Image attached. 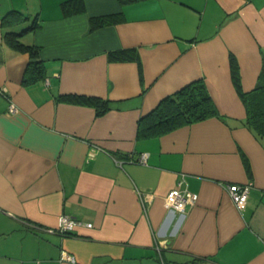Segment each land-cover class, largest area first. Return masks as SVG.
Segmentation results:
<instances>
[{"label":"crops","instance_id":"1","mask_svg":"<svg viewBox=\"0 0 264 264\" xmlns=\"http://www.w3.org/2000/svg\"><path fill=\"white\" fill-rule=\"evenodd\" d=\"M63 1L0 0V264H264V143L230 65L232 53L255 88L264 0H85L71 16ZM116 12L122 21L91 28ZM32 24L19 39L40 48L46 73L24 82L31 57L7 32ZM130 47L140 61L109 59ZM198 79L220 116L138 135L144 115ZM142 152L147 163L130 160ZM247 183L238 206L227 186ZM178 187L198 194L183 214L166 206ZM66 214L75 228L49 231Z\"/></svg>","mask_w":264,"mask_h":264},{"label":"trees","instance_id":"2","mask_svg":"<svg viewBox=\"0 0 264 264\" xmlns=\"http://www.w3.org/2000/svg\"><path fill=\"white\" fill-rule=\"evenodd\" d=\"M64 16L82 13L86 10L85 0H64L61 3ZM124 19L121 12L92 16L91 28L97 29L110 24H115ZM35 24L21 32H7L8 44L30 55L31 60L27 65L23 80L42 78L46 73L44 61L40 59V48L34 44L23 43L19 36ZM108 57L112 61L136 60L140 61L139 52L135 47L123 48L110 51ZM232 79L235 88L240 95L247 111L245 124L264 143V71L254 89L246 91L243 88L238 60L234 54H230ZM70 101L90 104L96 107L97 112L102 114L111 108L108 100L86 95H68ZM220 116V112L210 95L208 87L203 79H198L185 85L178 91L168 95L151 112L144 115L138 123V135L140 137L159 136L168 133L178 127L190 125L211 117ZM70 233V232H69Z\"/></svg>","mask_w":264,"mask_h":264},{"label":"built area","instance_id":"3","mask_svg":"<svg viewBox=\"0 0 264 264\" xmlns=\"http://www.w3.org/2000/svg\"><path fill=\"white\" fill-rule=\"evenodd\" d=\"M11 111H15L16 107L11 105ZM131 161L139 163H147L148 153L142 152L136 158L131 157ZM117 162L122 164L124 161L121 158H117ZM251 183L247 184H228V192L231 195L232 199L238 206H243L248 199ZM198 200V194L188 189H181L180 187L175 188L169 192L166 197V206L172 211H178L181 214L187 211L188 205H193ZM78 224V221L70 215H63L60 218L59 225L57 228H49L51 232H59L62 234H67L71 232L75 226ZM91 225V224H90ZM64 259L70 262H76V257L72 254L64 252Z\"/></svg>","mask_w":264,"mask_h":264}]
</instances>
